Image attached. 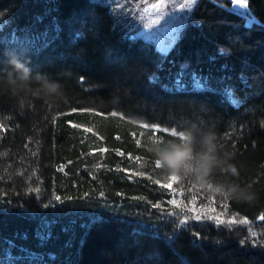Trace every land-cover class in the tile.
I'll return each mask as SVG.
<instances>
[{"label": "trees", "instance_id": "16d2710c", "mask_svg": "<svg viewBox=\"0 0 264 264\" xmlns=\"http://www.w3.org/2000/svg\"><path fill=\"white\" fill-rule=\"evenodd\" d=\"M9 57L62 96L23 112L0 96V264H264V0H197L165 52L99 1L0 0V68ZM190 123L231 155L238 175L214 179L252 200L155 167L153 127Z\"/></svg>", "mask_w": 264, "mask_h": 264}, {"label": "clouds", "instance_id": "9594fccd", "mask_svg": "<svg viewBox=\"0 0 264 264\" xmlns=\"http://www.w3.org/2000/svg\"><path fill=\"white\" fill-rule=\"evenodd\" d=\"M0 96L13 99L23 112L32 107L34 99L55 105L62 90L57 82L33 74L26 64L9 57L8 64L0 68ZM147 151L166 176L187 180L221 198L249 201L254 198L249 187L214 179L217 174L237 176L238 172L230 163L231 155L221 151L216 134L202 130L195 123H190L171 139L151 142Z\"/></svg>", "mask_w": 264, "mask_h": 264}, {"label": "rangeland", "instance_id": "374dc122", "mask_svg": "<svg viewBox=\"0 0 264 264\" xmlns=\"http://www.w3.org/2000/svg\"><path fill=\"white\" fill-rule=\"evenodd\" d=\"M105 4L114 19V28L124 35L151 42L159 51H167L175 42L179 29L195 3L188 0H95ZM183 5V7H182ZM239 7L238 5H236ZM159 23L153 25L152 20Z\"/></svg>", "mask_w": 264, "mask_h": 264}, {"label": "snow or ice", "instance_id": "6c2138e0", "mask_svg": "<svg viewBox=\"0 0 264 264\" xmlns=\"http://www.w3.org/2000/svg\"><path fill=\"white\" fill-rule=\"evenodd\" d=\"M188 2L194 4V3L196 2V0H188ZM231 2H232L233 5H238V6L241 7V8L246 7V0H231ZM163 3H164V0H160V4H159V5L154 4L153 7H162V6H163ZM182 7H183V5H182ZM151 23H152L153 25H155V24L159 23V21H157V20L154 19V20L151 21ZM152 79L155 80L156 78L153 77ZM200 86H201V85L199 84V82H197V83H196V87H200ZM228 95H229V97L231 98V100L233 101V103H235V104H237V105L240 103V101H239V100H236L235 97L232 96L231 93H229ZM81 111H85V110H81ZM71 112H72V113H75V112H77V109H72ZM68 114H71V113H68ZM112 115L115 116L116 113H112ZM69 123L71 124L72 127H76V125H75L74 123H72V122H69ZM141 127H142L143 129H145V130H148V128H149V126H148L147 124H142ZM262 127H264V125H262ZM3 130H4V129H3V127H2V124H0V131H3ZM158 131H159L158 127H153L151 138H152L154 141H156V142H159V141H161V140H163V139H166V137L158 136V135H157V132H158ZM165 131H167V130H165ZM178 132H180V131L172 130V131H170L168 134H169L171 137H173V136H175L176 133H178ZM145 134H146V132H141L140 135L143 137ZM137 143L139 144V141H138ZM102 151H103V149H102ZM154 164H155V167H157V168L159 167V164H158V163L154 162ZM118 170H122V169H118ZM169 180L172 181V182H175V181L178 180V178L175 177V176H170V177H169ZM161 187H168V188H171V183H168V184H162ZM194 187H195V186H194ZM36 191H38V189H36ZM225 198L227 199V197H225ZM56 199H57V200H60L61 198H60L59 196H57ZM194 199H195V198H193V201H194ZM169 203H170V204H173V205H177V201H175V200H170ZM154 206H155V207H159V205H154ZM178 206H179V205H178ZM225 207H226V205H225ZM189 211H192V209H189ZM210 211H215V209H211V208H210ZM169 214H171V213H169ZM194 218H195V219H199L200 216H199V215H194ZM208 218H209V219H214V220H216L217 222L220 221V216H208ZM262 219H264V218H262ZM227 222H228L229 224H232L234 221H232L231 219H229ZM240 222H241V223H247V221H240ZM180 223H181V224H185L186 221H185V220H181ZM251 235H252V236H255L256 234L253 232V233H251ZM241 243H244V241H241ZM256 243H264V241H256Z\"/></svg>", "mask_w": 264, "mask_h": 264}, {"label": "bare ground", "instance_id": "6f19581e", "mask_svg": "<svg viewBox=\"0 0 264 264\" xmlns=\"http://www.w3.org/2000/svg\"><path fill=\"white\" fill-rule=\"evenodd\" d=\"M188 18V17H187Z\"/></svg>", "mask_w": 264, "mask_h": 264}]
</instances>
